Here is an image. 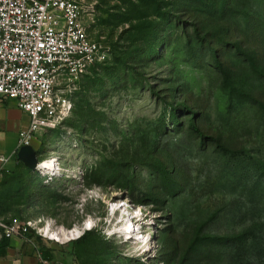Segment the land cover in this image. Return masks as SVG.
<instances>
[{"label": "rangeland", "instance_id": "374dc122", "mask_svg": "<svg viewBox=\"0 0 264 264\" xmlns=\"http://www.w3.org/2000/svg\"><path fill=\"white\" fill-rule=\"evenodd\" d=\"M92 2L105 61L34 139L57 173L1 176L0 212L93 221L64 264H264V0Z\"/></svg>", "mask_w": 264, "mask_h": 264}, {"label": "built area", "instance_id": "2783aa9c", "mask_svg": "<svg viewBox=\"0 0 264 264\" xmlns=\"http://www.w3.org/2000/svg\"><path fill=\"white\" fill-rule=\"evenodd\" d=\"M96 17L95 3L86 0H0V101L16 102L31 120L20 134V148L61 119L70 103L62 92L86 68L105 61L90 36ZM30 228L0 217V240L29 241Z\"/></svg>", "mask_w": 264, "mask_h": 264}, {"label": "crops", "instance_id": "0c3cea01", "mask_svg": "<svg viewBox=\"0 0 264 264\" xmlns=\"http://www.w3.org/2000/svg\"><path fill=\"white\" fill-rule=\"evenodd\" d=\"M92 2V0H86ZM29 116L18 108L16 102L11 100L0 101V158H5V162H0V177L4 174L14 172L20 160L18 154L23 148L19 147V138L22 132H27L30 126ZM35 139V138H34ZM35 140L31 145L36 151ZM0 217L9 219L7 214L0 212ZM8 245L1 250L4 256L0 257V264H41L42 258L39 243L52 248V260L43 264H64L66 262L62 249L55 247L47 241L29 240L21 238H11ZM2 240H0V243Z\"/></svg>", "mask_w": 264, "mask_h": 264}, {"label": "bare ground", "instance_id": "6f19581e", "mask_svg": "<svg viewBox=\"0 0 264 264\" xmlns=\"http://www.w3.org/2000/svg\"><path fill=\"white\" fill-rule=\"evenodd\" d=\"M54 160H47L44 163L40 164L41 167V171L44 172L45 174H56L57 173V165H55ZM57 163V162H56ZM116 206H111L110 207V215H114L115 211H116ZM136 217H138V212H133ZM94 223L93 221H88L86 222V229H92ZM39 233H41L44 237L50 238V239H56L57 241L60 242H67L68 240H70L71 238H74L75 236H80L83 233V230H79V229H74L70 232L64 230V229H60L57 231H54L51 229V225L49 223H47L46 225H43L42 227L38 228ZM118 234H122V235H126L128 232L134 231V229L132 228L131 224L129 223V220L127 219H123L122 221V225H120L117 229H116Z\"/></svg>", "mask_w": 264, "mask_h": 264}, {"label": "trees", "instance_id": "16d2710c", "mask_svg": "<svg viewBox=\"0 0 264 264\" xmlns=\"http://www.w3.org/2000/svg\"><path fill=\"white\" fill-rule=\"evenodd\" d=\"M194 1L196 3H200L201 2L203 5H205V2L204 1H206V0H194ZM207 6H208V4H207ZM36 154H37V156H39V150L38 149H36ZM22 168L25 169V170L31 171L30 169H28L27 167H25L23 165V163L20 161L18 168L14 172H12L11 174H13L15 172L17 173ZM27 239L28 240H36V241H47V242H50L49 240L44 239L42 236H40L32 228H30V232L27 235ZM8 240L9 239H2V242L0 243V257L4 256V252L1 251V250H4V248L8 245V242H9ZM86 240H87V235H83L81 238H79V239L71 242V246L73 248V251L75 252L77 250H80L86 244ZM39 248H40L39 250H40L41 258H42V263L41 264H43V262H45V261L46 262H50L52 260V255H51L52 248L45 246L41 242L39 243ZM64 251L65 250H62V252L65 255V258H67V256L70 257V253L68 254L67 252H64Z\"/></svg>", "mask_w": 264, "mask_h": 264}, {"label": "water", "instance_id": "95a60500", "mask_svg": "<svg viewBox=\"0 0 264 264\" xmlns=\"http://www.w3.org/2000/svg\"><path fill=\"white\" fill-rule=\"evenodd\" d=\"M18 159L23 163L25 167H27L32 171H40L41 169L40 167L41 163L39 162L36 151L33 149L32 146L23 147L18 154ZM87 231L89 230L85 229L80 236H75L74 238H71L67 242L75 241L81 238L84 235V233ZM46 239L49 241H57L56 239H50V238H46Z\"/></svg>", "mask_w": 264, "mask_h": 264}]
</instances>
